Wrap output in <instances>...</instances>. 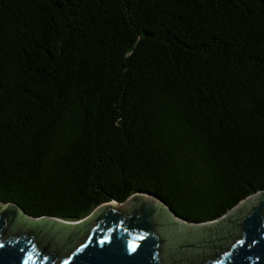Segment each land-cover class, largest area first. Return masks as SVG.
<instances>
[{"label":"trees","instance_id":"1","mask_svg":"<svg viewBox=\"0 0 264 264\" xmlns=\"http://www.w3.org/2000/svg\"><path fill=\"white\" fill-rule=\"evenodd\" d=\"M261 189L264 0H0V200L206 221Z\"/></svg>","mask_w":264,"mask_h":264},{"label":"water","instance_id":"2","mask_svg":"<svg viewBox=\"0 0 264 264\" xmlns=\"http://www.w3.org/2000/svg\"><path fill=\"white\" fill-rule=\"evenodd\" d=\"M0 264H264V189L206 221L147 192L79 220L0 200Z\"/></svg>","mask_w":264,"mask_h":264},{"label":"snow or ice","instance_id":"3","mask_svg":"<svg viewBox=\"0 0 264 264\" xmlns=\"http://www.w3.org/2000/svg\"><path fill=\"white\" fill-rule=\"evenodd\" d=\"M133 247H134V245H133ZM29 259H31V257H29Z\"/></svg>","mask_w":264,"mask_h":264}]
</instances>
